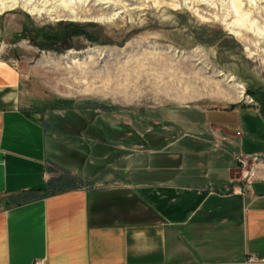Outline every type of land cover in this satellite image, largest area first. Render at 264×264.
I'll return each instance as SVG.
<instances>
[{
  "label": "crops",
  "instance_id": "1",
  "mask_svg": "<svg viewBox=\"0 0 264 264\" xmlns=\"http://www.w3.org/2000/svg\"><path fill=\"white\" fill-rule=\"evenodd\" d=\"M147 118L114 144L78 110L30 111L20 71L0 59V264H264V162L234 191L237 156L264 155V113L186 105Z\"/></svg>",
  "mask_w": 264,
  "mask_h": 264
},
{
  "label": "rangeland",
  "instance_id": "2",
  "mask_svg": "<svg viewBox=\"0 0 264 264\" xmlns=\"http://www.w3.org/2000/svg\"><path fill=\"white\" fill-rule=\"evenodd\" d=\"M3 3L9 8L0 14V59L20 71L30 111L78 110L110 130L114 144L134 141L135 128L168 107L247 104L264 113V0ZM25 3L68 5L111 20L56 21L28 13Z\"/></svg>",
  "mask_w": 264,
  "mask_h": 264
},
{
  "label": "bare ground",
  "instance_id": "3",
  "mask_svg": "<svg viewBox=\"0 0 264 264\" xmlns=\"http://www.w3.org/2000/svg\"><path fill=\"white\" fill-rule=\"evenodd\" d=\"M17 3V2H16ZM16 3L12 4V6H15ZM23 8L26 9V11L32 15H42V14H47L49 16H51L54 20L58 21V20H65V19H69V20H76V21H89V20H93V21H97V22H108L109 20H111V17L107 16V15H95V16H91L88 15L86 13V11L82 8H75V7H71L68 5H65V7H60L61 9H51V10H44V9H39L35 6H33L31 3H25L22 6ZM7 8H9V3H3L0 5V14L3 13L4 10H6ZM239 88V87H238ZM240 93L242 94L243 92L240 91Z\"/></svg>",
  "mask_w": 264,
  "mask_h": 264
},
{
  "label": "built area",
  "instance_id": "4",
  "mask_svg": "<svg viewBox=\"0 0 264 264\" xmlns=\"http://www.w3.org/2000/svg\"><path fill=\"white\" fill-rule=\"evenodd\" d=\"M238 134H240V132H238ZM237 159L242 168V174L239 178L240 184L234 188V191L246 193L251 188V184L256 177L259 165L264 162V155L240 153L237 156ZM251 261L252 259L249 260V262ZM33 264H45V262L43 260H38Z\"/></svg>",
  "mask_w": 264,
  "mask_h": 264
},
{
  "label": "trees",
  "instance_id": "5",
  "mask_svg": "<svg viewBox=\"0 0 264 264\" xmlns=\"http://www.w3.org/2000/svg\"><path fill=\"white\" fill-rule=\"evenodd\" d=\"M26 198H16V202H20V201H23L25 200Z\"/></svg>",
  "mask_w": 264,
  "mask_h": 264
},
{
  "label": "flooded vegetation",
  "instance_id": "6",
  "mask_svg": "<svg viewBox=\"0 0 264 264\" xmlns=\"http://www.w3.org/2000/svg\"><path fill=\"white\" fill-rule=\"evenodd\" d=\"M96 120V119H95ZM98 127V126H97Z\"/></svg>",
  "mask_w": 264,
  "mask_h": 264
}]
</instances>
